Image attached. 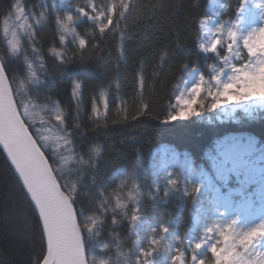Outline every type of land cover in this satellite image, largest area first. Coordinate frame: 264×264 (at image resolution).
Listing matches in <instances>:
<instances>
[{"label": "trees", "instance_id": "obj_1", "mask_svg": "<svg viewBox=\"0 0 264 264\" xmlns=\"http://www.w3.org/2000/svg\"><path fill=\"white\" fill-rule=\"evenodd\" d=\"M213 1L130 0L126 19L103 36L90 22H81L62 39L51 5L58 3L57 10L63 11L66 2L19 0L30 27L19 36V51L13 54L5 27L17 0H0V62L7 69L15 101L26 105L30 123L41 138H47L58 161H66L60 165V182L76 186V207L100 221L99 234L88 236L84 244L92 264L135 259L138 240L130 233L129 220L119 209L112 211L117 198L129 203L130 211L132 193L145 220L167 224L181 239L198 235L196 193H192L197 186L181 177L180 165L210 171L208 153L231 135L249 136L264 146V114L253 118L238 114L236 121L218 122L208 120L206 108L200 117L168 119L175 113L178 85L198 73L205 77L204 87L213 88L216 68L229 56L227 29L238 25L244 0H221L226 8L216 18L211 13ZM92 2L104 8L118 0ZM41 12L45 17L36 23ZM213 18V34L221 44L217 53H205L199 21ZM82 38L87 41L84 62L71 63L79 61L84 51L79 49ZM76 83L80 89H75ZM46 129L61 137V145L49 139ZM163 151L178 162L168 178L160 167ZM172 180L177 183L171 184ZM249 187L244 186L245 192ZM45 254L38 213L0 145V264H42ZM203 259L214 264L210 253Z\"/></svg>", "mask_w": 264, "mask_h": 264}, {"label": "snow or ice", "instance_id": "obj_2", "mask_svg": "<svg viewBox=\"0 0 264 264\" xmlns=\"http://www.w3.org/2000/svg\"><path fill=\"white\" fill-rule=\"evenodd\" d=\"M64 2L67 3V7L63 11L57 10L58 3L51 5L55 24L62 34V39L64 33L72 31L81 22H90L103 36L110 26L118 27L132 8L130 0H118V3L104 8H98L92 0L83 6L75 3V0H60V3ZM258 7L264 13V0H261ZM242 10L243 6L239 11ZM15 12L18 20H23L28 15L25 8L20 6L19 0ZM44 17L45 13L41 12L36 23H40ZM199 25L203 30L205 20L201 19ZM7 31L6 26L5 32ZM237 32L238 25L235 23L227 29V50L240 60V49L234 50V45L238 46L242 41L248 62L241 66L233 64L227 82H222L219 74L213 77L217 89L211 105L213 109L220 106L221 97L225 98V102L233 97L237 101L256 97L264 99V25L254 28L247 35L238 37ZM86 42L85 38L79 40V49L84 51L80 52L79 61L73 59L71 63L84 62ZM220 44V39H214L210 44H202L201 50L205 53H217ZM93 47L99 46L93 45ZM17 50L18 44L12 43L11 51L15 53ZM228 59V56L224 57L225 62ZM204 79V75H201L198 83L189 89L190 95H198L203 90H207L209 95H212L210 89L202 88ZM80 87L79 83L75 84V89ZM230 90L234 91L230 93ZM103 102L107 109V99L105 98ZM184 103L190 105L191 101H185L184 94H181L177 97V104ZM20 108H24L23 113L19 111ZM192 115L199 113L193 111ZM178 118H186L183 109L168 117L169 120ZM46 141V137L41 138L34 130L27 117V107L23 101L19 103L15 101V93L9 82L7 69L3 63H0V145L18 177V183L26 193V198L29 199L33 212L38 213V221L42 225V238L46 241L43 264H92L85 254L84 244L88 236L99 234L97 224L100 221L95 216H85L76 207L78 200L76 186L60 182L62 179L60 165L66 161H58L55 149H51ZM170 183L175 185L177 182L172 180ZM198 191V188L192 189L193 194ZM128 200L134 204L130 211L129 203H121L119 198L112 211L119 209L124 219L129 220L130 233L137 240L141 232L147 235V247L137 248L135 259H128L126 264H157V257L162 258L163 264H205L202 250L211 254L214 264H264V251L260 250L264 245V224L247 231L237 230L233 224H228L226 228L216 225L206 228L198 240H188L187 237L173 238L169 235L167 224L152 227L145 222L140 214L136 195L130 193ZM104 210L107 211L106 208ZM80 217L84 218L81 220ZM117 222L113 219L114 224ZM217 232L220 239L212 242ZM185 240H187L186 246ZM96 264H109V262L102 259Z\"/></svg>", "mask_w": 264, "mask_h": 264}, {"label": "rangeland", "instance_id": "obj_3", "mask_svg": "<svg viewBox=\"0 0 264 264\" xmlns=\"http://www.w3.org/2000/svg\"><path fill=\"white\" fill-rule=\"evenodd\" d=\"M88 0H75V3L81 6L87 4ZM261 0H244L243 10L240 13L237 35H247L254 28L264 25V13L258 7ZM226 5L221 0H214L211 5L213 17H217L223 12ZM25 24V27H21ZM216 27V20L213 18L205 23L203 29V38L201 45L210 44L216 36L213 29ZM8 31L6 40L11 50V44L17 43L19 51V36L28 33L29 26L26 17L23 20L16 18V12L8 20ZM240 49L241 59L237 60L234 53H229L227 62L220 61V66L216 68V76H221L222 82H227V76L230 73L233 64L241 66L247 63V52L243 49L242 41L234 50ZM200 75L193 73L183 80L177 87L175 113L183 109L186 118H178L174 121H186L190 117H200L206 111L209 121L230 122L236 121L238 114L246 118H253L258 114H264V99L256 97L251 100L237 101L235 97L225 102V98H220V106L216 109L211 107L216 94V87L211 88L212 95L207 90L201 91L198 95L192 96L188 92L191 87L198 83ZM204 83L202 85L203 89ZM216 81L214 80V85ZM208 88V87H207ZM234 90H230V93ZM184 94L185 101H191V104H177V97ZM209 99V104L206 101ZM198 112L199 115H192V112ZM174 113V114H175ZM49 139L55 144L61 145V137L54 135L49 129H46ZM211 169L200 170L196 172L191 164L180 165V175L187 180L190 186L196 185V203L194 212V224L199 229V234H189L188 240H198L204 230L210 226L220 225L226 228L228 224H233L237 230L247 231L260 224H264V146H258L249 136L231 135L217 141L215 147L208 153ZM160 167L163 174L168 178L173 171L178 168V162L173 154L163 151L161 153ZM246 184L252 185L245 192ZM188 194V192H187ZM145 220V219H144ZM152 227H158L159 224L145 220ZM170 237L180 238L174 232L169 230ZM181 239V238H180ZM220 239L219 233H215L212 242ZM138 247H147V235L141 232ZM145 244V245H143ZM185 246L187 240L184 241ZM222 246V245H221ZM264 251V245L261 246ZM208 252L202 250V258ZM157 264H163L162 258L157 257Z\"/></svg>", "mask_w": 264, "mask_h": 264}, {"label": "water", "instance_id": "obj_4", "mask_svg": "<svg viewBox=\"0 0 264 264\" xmlns=\"http://www.w3.org/2000/svg\"><path fill=\"white\" fill-rule=\"evenodd\" d=\"M1 63V62H0ZM85 248V247H84ZM86 254V253H85ZM43 264V263H42Z\"/></svg>", "mask_w": 264, "mask_h": 264}]
</instances>
